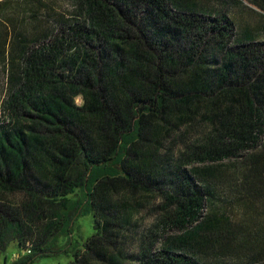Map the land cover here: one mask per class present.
<instances>
[{"label":"trees","instance_id":"1","mask_svg":"<svg viewBox=\"0 0 264 264\" xmlns=\"http://www.w3.org/2000/svg\"><path fill=\"white\" fill-rule=\"evenodd\" d=\"M65 1L0 0V251L80 212L68 264H264V26L229 16L264 0Z\"/></svg>","mask_w":264,"mask_h":264},{"label":"rangeland","instance_id":"2","mask_svg":"<svg viewBox=\"0 0 264 264\" xmlns=\"http://www.w3.org/2000/svg\"><path fill=\"white\" fill-rule=\"evenodd\" d=\"M56 1L55 4L49 5L51 11L55 14H63L64 18H72L71 15L72 7L65 0H53ZM230 17L235 19L238 23L239 21L248 24L249 26H255L261 28L264 26V12L258 10L254 6L250 5L246 1H242V7L238 5L237 8L232 9L229 13ZM256 40L264 41V32L260 31L257 33ZM1 94V93H0ZM3 100V95H0V123H3L7 120L5 113L2 111L1 102ZM80 104V99L78 98L76 101ZM75 200L79 202H83V194L82 192H77L72 196ZM207 208V207H206ZM206 212H210L209 207ZM157 219L156 212L150 207H141L135 212L133 217V224H135L136 228H134V235L136 238L140 237V235L146 233L149 229H151L152 224ZM136 230V231H135ZM93 230V221L90 215L83 216L80 212L74 214L72 220V226L70 234L65 236L58 237L56 246L53 247L52 251L48 255H39L36 256L32 263L30 264H68L73 256L70 253V243H77L78 245L84 243L90 236H92ZM177 234V232H171L169 235ZM132 236V235H130ZM135 240H131L127 248L130 250L133 248V244H135ZM162 245V240H159L156 244L157 247ZM129 252H133L132 250ZM19 256H22V250L20 251L15 242L10 243L4 251H0V264H14V260H16Z\"/></svg>","mask_w":264,"mask_h":264},{"label":"built area","instance_id":"3","mask_svg":"<svg viewBox=\"0 0 264 264\" xmlns=\"http://www.w3.org/2000/svg\"><path fill=\"white\" fill-rule=\"evenodd\" d=\"M30 251L28 249H26V254H28Z\"/></svg>","mask_w":264,"mask_h":264}]
</instances>
